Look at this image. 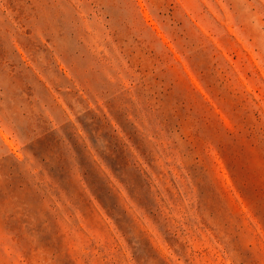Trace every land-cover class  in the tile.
Returning <instances> with one entry per match:
<instances>
[{"label":"rangeland","instance_id":"374dc122","mask_svg":"<svg viewBox=\"0 0 264 264\" xmlns=\"http://www.w3.org/2000/svg\"><path fill=\"white\" fill-rule=\"evenodd\" d=\"M0 264H264V0H0Z\"/></svg>","mask_w":264,"mask_h":264}]
</instances>
